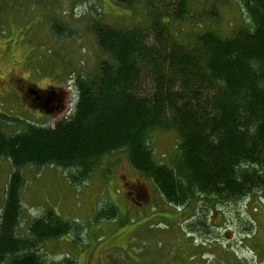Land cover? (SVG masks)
Instances as JSON below:
<instances>
[{"label": "trees", "instance_id": "16d2710c", "mask_svg": "<svg viewBox=\"0 0 264 264\" xmlns=\"http://www.w3.org/2000/svg\"><path fill=\"white\" fill-rule=\"evenodd\" d=\"M195 1L116 0L142 18L128 28L92 25L109 57L92 76L74 78L69 114L53 127L27 123L9 133L3 123L13 120L0 113V157L13 166L0 211V264H77L73 256L50 260L42 251L46 241L81 231L52 208L19 234L27 165L61 167L76 184L103 158L126 152L131 170L168 203L197 204L198 225L189 226L204 231L216 204L264 198V0H234L244 16L229 35L207 22L184 33L176 27ZM53 27L68 36L67 27ZM169 130L178 135L177 150L162 163L152 135ZM109 208L99 217L117 215L116 205Z\"/></svg>", "mask_w": 264, "mask_h": 264}, {"label": "rangeland", "instance_id": "374dc122", "mask_svg": "<svg viewBox=\"0 0 264 264\" xmlns=\"http://www.w3.org/2000/svg\"><path fill=\"white\" fill-rule=\"evenodd\" d=\"M217 1H195L186 22L176 27L184 33L207 22L221 34H231L244 15L234 0ZM141 18L140 10L116 0H0V113L13 120L3 123L5 130L12 133L27 123L53 127L69 114L77 98L74 78L78 73L92 76L109 57L92 25L128 28ZM55 22L70 29L68 36L54 29ZM46 93L61 101V111L36 105L35 96ZM178 140L174 130L154 132L155 159L169 163ZM12 171L11 161L0 157V211ZM22 172L19 234L47 208L81 226L78 237L45 242L41 248L50 260L73 256L77 264H264L260 194L216 204L207 213L204 231L189 226L198 225L197 204L183 208L168 203L149 180L131 170L126 152L103 158L82 183L74 184L69 172L55 165H27ZM113 204L116 216L99 217L103 210L111 212Z\"/></svg>", "mask_w": 264, "mask_h": 264}, {"label": "flooded vegetation", "instance_id": "af4514ba", "mask_svg": "<svg viewBox=\"0 0 264 264\" xmlns=\"http://www.w3.org/2000/svg\"><path fill=\"white\" fill-rule=\"evenodd\" d=\"M32 93H36V92H32ZM34 99L36 105H38L39 108L42 109L50 108V110L57 109V111H61L63 108V106L61 105V101L59 99H55L54 97L49 95V93L41 94V95L38 94L35 96Z\"/></svg>", "mask_w": 264, "mask_h": 264}]
</instances>
